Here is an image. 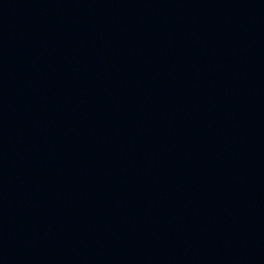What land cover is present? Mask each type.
<instances>
[{
	"label": "water",
	"instance_id": "water-1",
	"mask_svg": "<svg viewBox=\"0 0 264 264\" xmlns=\"http://www.w3.org/2000/svg\"><path fill=\"white\" fill-rule=\"evenodd\" d=\"M0 264H264V0H0Z\"/></svg>",
	"mask_w": 264,
	"mask_h": 264
}]
</instances>
